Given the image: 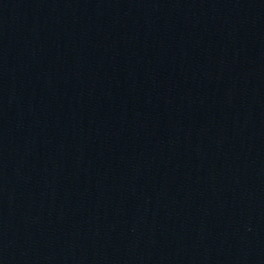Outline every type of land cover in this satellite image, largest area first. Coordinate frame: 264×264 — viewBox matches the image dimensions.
<instances>
[{
    "label": "water",
    "instance_id": "95a60500",
    "mask_svg": "<svg viewBox=\"0 0 264 264\" xmlns=\"http://www.w3.org/2000/svg\"><path fill=\"white\" fill-rule=\"evenodd\" d=\"M0 264H264V0H0Z\"/></svg>",
    "mask_w": 264,
    "mask_h": 264
}]
</instances>
